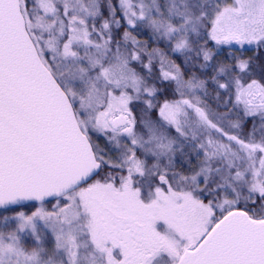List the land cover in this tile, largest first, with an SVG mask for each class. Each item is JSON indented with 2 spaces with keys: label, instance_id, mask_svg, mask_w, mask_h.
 Here are the masks:
<instances>
[{
  "label": "snow or ice",
  "instance_id": "snow-or-ice-1",
  "mask_svg": "<svg viewBox=\"0 0 264 264\" xmlns=\"http://www.w3.org/2000/svg\"><path fill=\"white\" fill-rule=\"evenodd\" d=\"M234 46L264 0H0V264H264V67Z\"/></svg>",
  "mask_w": 264,
  "mask_h": 264
},
{
  "label": "trees",
  "instance_id": "trees-1",
  "mask_svg": "<svg viewBox=\"0 0 264 264\" xmlns=\"http://www.w3.org/2000/svg\"><path fill=\"white\" fill-rule=\"evenodd\" d=\"M134 35L137 36V38L141 41H147L149 43L150 48H161L163 49L166 53H168L169 58L174 60L177 64H181V67H185L182 64V57L177 54L173 55L170 52H168V49L165 45L164 42H157L155 41L154 38H150V34L147 30L141 33H133ZM235 51L238 55H242L246 59L251 60V67L253 70V77L254 78H259L261 75V68L264 67V49H257L254 46H245L243 49L239 48V46H234ZM228 49L225 48V52H227ZM191 71H196L195 69H192ZM191 71L188 72V75L191 74ZM187 78V77H186ZM158 87L162 88L165 95L161 97V100L164 98H173L171 94V88L172 86L169 84H161L158 85ZM209 104L212 105L213 108H215V103L212 100L208 101ZM134 111H136L134 109ZM223 111V109H221ZM251 125V120L248 121L247 127H250ZM195 163V161H194Z\"/></svg>",
  "mask_w": 264,
  "mask_h": 264
},
{
  "label": "rangeland",
  "instance_id": "rangeland-1",
  "mask_svg": "<svg viewBox=\"0 0 264 264\" xmlns=\"http://www.w3.org/2000/svg\"><path fill=\"white\" fill-rule=\"evenodd\" d=\"M98 143H100L101 147H103L104 146V140H103V138H99L98 139ZM32 204H35V202H32ZM35 206H38V204H36ZM32 210H34V208Z\"/></svg>",
  "mask_w": 264,
  "mask_h": 264
},
{
  "label": "water",
  "instance_id": "water-1",
  "mask_svg": "<svg viewBox=\"0 0 264 264\" xmlns=\"http://www.w3.org/2000/svg\"><path fill=\"white\" fill-rule=\"evenodd\" d=\"M30 203H32V202H30Z\"/></svg>",
  "mask_w": 264,
  "mask_h": 264
}]
</instances>
